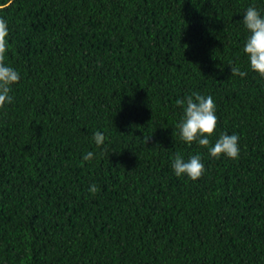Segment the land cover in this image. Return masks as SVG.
Listing matches in <instances>:
<instances>
[{
  "label": "trees",
  "instance_id": "obj_1",
  "mask_svg": "<svg viewBox=\"0 0 264 264\" xmlns=\"http://www.w3.org/2000/svg\"><path fill=\"white\" fill-rule=\"evenodd\" d=\"M0 264H264V0H0Z\"/></svg>",
  "mask_w": 264,
  "mask_h": 264
}]
</instances>
